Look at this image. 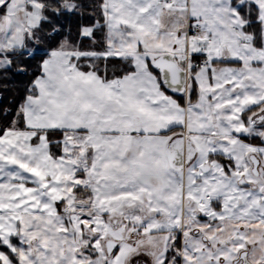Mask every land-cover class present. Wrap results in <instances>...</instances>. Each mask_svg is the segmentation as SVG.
Here are the masks:
<instances>
[{"label": "snow or ice", "instance_id": "snow-or-ice-1", "mask_svg": "<svg viewBox=\"0 0 264 264\" xmlns=\"http://www.w3.org/2000/svg\"><path fill=\"white\" fill-rule=\"evenodd\" d=\"M0 264H264V0H0Z\"/></svg>", "mask_w": 264, "mask_h": 264}]
</instances>
